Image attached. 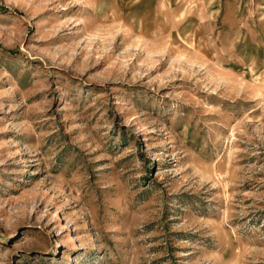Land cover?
<instances>
[{
    "label": "rangeland",
    "instance_id": "1",
    "mask_svg": "<svg viewBox=\"0 0 264 264\" xmlns=\"http://www.w3.org/2000/svg\"><path fill=\"white\" fill-rule=\"evenodd\" d=\"M0 264H264V0H0Z\"/></svg>",
    "mask_w": 264,
    "mask_h": 264
}]
</instances>
